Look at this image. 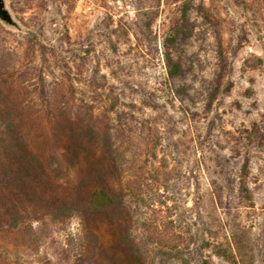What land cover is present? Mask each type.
I'll list each match as a JSON object with an SVG mask.
<instances>
[{
  "label": "rangeland",
  "instance_id": "obj_1",
  "mask_svg": "<svg viewBox=\"0 0 264 264\" xmlns=\"http://www.w3.org/2000/svg\"><path fill=\"white\" fill-rule=\"evenodd\" d=\"M5 2L18 28L0 22V105L34 149L56 141L60 100L119 130L109 184L130 181L147 264H181L166 247L176 236L188 264H264V0ZM174 28L171 79L161 43ZM34 226L30 247L0 234V264L74 262V219Z\"/></svg>",
  "mask_w": 264,
  "mask_h": 264
},
{
  "label": "trees",
  "instance_id": "obj_2",
  "mask_svg": "<svg viewBox=\"0 0 264 264\" xmlns=\"http://www.w3.org/2000/svg\"><path fill=\"white\" fill-rule=\"evenodd\" d=\"M179 32L170 30L161 43L164 67L171 79L180 69L172 59ZM220 60L209 106L226 74L222 53ZM2 97L0 102H7L8 98ZM72 104L60 100L50 111L49 124L56 141L40 140V149L27 140L35 134L18 124L17 110L0 105V234L30 247L37 239L34 224L74 219L78 242L72 264H147L126 193L130 181L119 187L109 184L120 177V150L115 141L119 130L101 124L91 111H76ZM140 226L144 228L142 235L150 239L148 226ZM177 239L166 246L168 252L181 264H188ZM160 252L166 254L165 250Z\"/></svg>",
  "mask_w": 264,
  "mask_h": 264
},
{
  "label": "water",
  "instance_id": "obj_3",
  "mask_svg": "<svg viewBox=\"0 0 264 264\" xmlns=\"http://www.w3.org/2000/svg\"><path fill=\"white\" fill-rule=\"evenodd\" d=\"M0 22L5 26L18 28L17 23L15 22L9 9L7 8L5 0H0Z\"/></svg>",
  "mask_w": 264,
  "mask_h": 264
}]
</instances>
